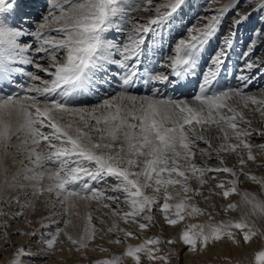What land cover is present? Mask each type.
Masks as SVG:
<instances>
[{
  "label": "snow or ice",
  "instance_id": "1",
  "mask_svg": "<svg viewBox=\"0 0 264 264\" xmlns=\"http://www.w3.org/2000/svg\"><path fill=\"white\" fill-rule=\"evenodd\" d=\"M25 4L26 0H0V260L12 249L6 264L45 262L57 250L61 234L73 246L69 252L86 256L97 235L91 213L79 237L65 231L70 221L44 223L46 216L40 222L44 231L32 228L29 212H38L35 201L45 194L46 203L55 198L65 211L76 200L110 202L103 207L117 219L107 229V234H116L109 243L126 247L93 264H170L175 253L162 254L160 245L174 244L176 238L165 241L156 235L136 244L128 242L140 240L141 232L156 225L153 208L170 226L185 222L179 241L191 254L224 240L237 247L257 237L264 241V230L252 219L264 218V199L240 188L243 177L264 189V174L246 171L249 162L264 167V143H253L264 138V127H253L245 114V110L259 114L264 122V89L246 91L255 79L252 70L259 67L251 54L264 35L261 30L255 31L242 54L247 59L236 68L239 83L230 87L224 81L236 32L229 31L205 59L221 17L212 16L173 38L174 22L186 0H45L46 14L35 22L29 13L22 14ZM257 10L264 12V0ZM137 12L155 15L140 23L132 18ZM238 15L234 27L250 13ZM150 84L193 91L177 97L164 96L156 87L150 95L130 91ZM98 86L106 87L105 94L98 103L88 104L86 98L97 93ZM14 116L19 120L15 127ZM65 116L72 119L64 122ZM212 129L217 135L207 136ZM14 137H23L15 147L27 154L31 167L9 178L4 158L14 147ZM213 139L221 141L218 146L213 147ZM200 142L206 147H199ZM230 155L237 159L231 167L225 161ZM198 156L204 158L200 163ZM213 158L215 167L208 164ZM108 178L116 181L110 189L114 195L92 186ZM210 181L216 182L205 195ZM234 194L240 195V202H229L222 211L243 206L239 219L214 222L213 213L195 202L198 196L210 201L212 196L228 200ZM13 206H18L13 213L5 210ZM199 216L207 220H186ZM17 220H23V226L9 232V221ZM121 221L138 231L120 227ZM13 235L34 237L35 250L32 244H16ZM250 264H264V247L253 253Z\"/></svg>",
  "mask_w": 264,
  "mask_h": 264
},
{
  "label": "rangeland",
  "instance_id": "2",
  "mask_svg": "<svg viewBox=\"0 0 264 264\" xmlns=\"http://www.w3.org/2000/svg\"><path fill=\"white\" fill-rule=\"evenodd\" d=\"M155 1H156V3H161V0H153V2H155ZM210 1L211 0H197V1L196 0H186V7H184L180 11V14L176 18V20L174 22V25H173V31L175 32L176 29H178L177 32L179 34H177V32H175V33L173 32L172 33V37H178L179 35H181L182 32H183L182 33V35H183L186 32L187 28L192 26V25L200 24L199 26H202L204 23H207V20H205L204 17L203 18L200 17L202 15L200 13H202L201 12L202 8L207 6ZM197 3L199 5H201L199 10H197V8L194 7V5H197ZM241 3H243V0H241L238 4H237V2H236V4H233V8H228V9L224 10L223 12H220L219 16L221 17V19H220L219 31H218L216 37L214 38V40L210 42V44L212 46L208 47V54H207V52H205V55H204L205 59H207L208 57L213 55L215 50L219 46H221L223 37L229 31H233L234 30L236 32V36H237V37L235 36V40L236 41L234 43L233 49L230 51L229 62L226 65L229 73H228L226 81H224L226 86H230V87H235L234 84L237 83V80L235 79V75L238 74V73H236L235 72L236 70H234V69L237 68L238 66L242 65L245 62V59H247L246 57H242V54L247 50V46L250 43V41L252 40L251 38H253V36H254L253 34L259 28H260L259 30L263 31V27L262 28L261 27L257 28L258 24L255 23V22L254 23L250 22L249 19H247L248 21L246 20L247 22L244 21L243 23H241L238 27H234L233 26V21L236 20V19H239L238 13H240V12H238L237 9H239V6H240ZM194 9L196 10V13H195ZM24 11H26V10H23V13H25ZM192 11H194V12H192ZM205 12H206V10H204V13ZM139 13H141V14H139ZM31 14H33V13H31ZM45 14H46V10H45ZM191 14L193 16L195 14V16H194L195 19H192ZM206 14H208V13H206ZM206 14H204V15H206ZM210 14L213 15L214 12H212ZM258 14L262 15L263 12L258 11ZM154 15H155V13H153V12H137V13H132V18L134 20L139 21L140 23H143L145 20H147L148 18H150V17H152ZM141 16H143L144 19H140L139 17H141ZM237 16H238V18H236ZM32 18H33V15H32ZM32 21H33V19H32ZM198 21H200L201 23L198 22ZM248 22H250V24ZM175 27H176V29H174ZM53 34H55V32H53ZM108 38L111 39L112 38V34H110ZM259 40H260V42H259ZM168 42L170 43L171 40L169 39ZM257 42H259V44H257ZM257 42H256L257 45L255 47V51H253V53L251 55V58L258 63L259 67L252 70V75L255 76V78L257 77V79L256 80L254 79L252 84L249 85V87H248L249 90H246V91H249V92H251V91L252 92L253 91L254 92H258L259 89H264V47H263L264 45H263L262 36L257 40ZM235 46H236V48H235ZM214 47H215V49H214ZM237 58H239V59L237 60ZM240 59H241V61H240ZM233 61H234L235 64L233 63ZM235 65H236V67H235ZM232 73H233V75H232ZM44 78L47 79L48 77L46 76ZM140 95H149V92H146V93H143V94H140ZM188 96H190V95H188ZM245 114H246V116H248L249 119H251L253 121V124H252L253 127H255V128L264 127V122L261 121V119L259 117V114L251 113V112H248L247 110H245ZM67 117L68 116L64 117V119L65 118L67 119ZM93 134H95V133H93ZM206 135L207 136H211V137H215L217 135V132H216L215 129H212L210 132L206 133ZM13 141H15V142H12L13 145H15V144L19 145L20 144L18 138L14 137ZM220 142H221L220 140L213 139L212 140L213 147L218 146V144ZM233 142H235V141H233ZM253 143H255V144L264 143V138L257 137L256 139L253 140ZM199 145L200 146L202 145L203 148L206 147V145L203 142L200 143ZM15 146L11 147L10 149H8V155L4 158V164L8 168L9 178H11L12 176L17 175V174H22V172H23L22 166L25 165V159H21L18 162L17 165L15 164V163H17L16 159L19 160V158L22 156L20 152H15L16 149H17ZM203 159H204L203 157H199L198 156L197 157V162L200 163ZM259 159H260V157L258 156V161H259ZM225 161H226L227 165L230 166V167L237 163V159H236V157L234 155L226 156L225 157ZM208 164H209V166L215 167V166H217V161L215 160V158H213L212 160L208 161ZM249 170L251 172L255 173L256 175L264 174V167H258L257 164H254L252 162H249L248 168L246 169V171H249ZM221 178H224V177L222 176ZM241 179H242V183L240 184V188L241 189L250 191L252 193H255L258 196H260V198L264 199V189H262L259 185L255 184V183H253L251 181L245 180L243 177ZM21 182L25 183V184L30 183L28 181H21ZM215 182L216 181H210L208 185H205V187H204L205 195H208L207 189L209 187H214ZM115 183H116L115 179L108 178L106 183H104V182H100L98 184L94 183L92 186L96 187V188L104 189L107 192L108 195H114V193H112L110 189H111V186L115 185ZM193 186L194 187L196 186L195 183H193ZM26 190L29 191V197L28 198L31 199L32 197H31V194H30V190H28V189H26ZM44 198L46 200L45 199L43 200L42 196L40 197L39 200H36L37 203L36 202L35 203H36L38 212L36 214H34V215L30 213L32 215V218L31 217L29 218V219H31L33 221L32 228L38 229L40 231H44V230L40 229V227L37 228L38 225L36 226L35 222L37 223L38 221H41L40 220L41 217H44V216L50 218L49 219L50 222H48V223H51V220H53L52 219L53 216H51V215L49 216V212H48V209H51L52 207H50V208L47 207V204H45V203H46V201L48 199L46 197H44ZM21 199L23 200L24 197H21ZM240 200H241L240 195L234 194L228 200L223 199L221 196H212L210 201H205L203 199V197H199L198 196V197H196V201L195 202L198 204L199 207L205 208V209H207V211L213 213L214 222H218L220 220H225V219H228V218L239 219L240 216L242 215L243 211L245 210L243 208V206L241 207V209H238L237 211L228 212V213H224L222 211V206L226 205L229 202H237V203H239ZM88 202H90V204H94L95 207H97V205H100V204H101L100 207H103V203H110V202H107V201H104V202H100L99 201V204H98V201H95V200H88ZM40 205H41V207H40ZM211 205H215V207L213 208V207H211ZM116 206H117L116 204H112L113 208H115ZM17 207L18 206H13L11 208L5 207V210L8 211L11 214V213H13L16 210ZM119 207L124 208L125 210H127L126 206L123 205V204L119 205ZM103 208H107V207H103ZM55 210L56 209H53L54 212H56ZM105 212H100L101 215H99V216L97 215V218L95 217V214L92 215V218H93L92 222L94 223V225L96 226V229H97L96 239L92 242L91 247L88 249L89 251L86 252L87 256L80 257L81 259L79 260V262L75 261V262H78V263H75V264H90L89 263L90 261H91V264H92L93 260L95 261L97 259L107 258V257L112 256L113 254H120L124 250V248H122V247L119 248L118 247L119 244L115 245L114 243H109V241H108L109 239H110V241L116 239V234H112V235L107 234L106 226L110 222L113 223V221L116 220L117 218L108 215V214L112 215L111 209L107 208ZM152 214L156 218V225L151 227L150 229H147V230H144L143 232H141L140 233V236H141L140 240L130 238L129 240L132 242V244H136V243L142 242L143 239H148V238H151L152 236H156V235L160 236L163 240L166 241L168 239H172L171 236L173 237L176 234V230H179V229L182 230L183 227H184L185 222H181L180 224L175 225V226L168 225L165 222V220L163 219L161 213L155 208H153ZM69 216H70V213L68 214V216L65 215L66 218L63 217L62 219L60 218V219H58V220L56 219V220L62 222L64 219H69ZM4 219H8V217H4ZM252 219L255 220L256 225H257L258 228H260L261 230H264V218L252 217ZM186 220H187L188 223H203V222H205L207 220V217L206 216H199V217H194V218H191V219H187L186 218ZM9 222L11 224V227H10L11 229L15 227L14 231L11 230L10 228L8 229V231L11 232V233H15L16 229L17 228H21L23 226V224H24L23 220H17L14 223L12 221H9ZM100 222H103L102 227L100 225ZM119 224H120V227L128 228V229H130L132 231H138V229L134 225H126L122 221L119 222ZM60 226L64 227V224L61 223ZM52 230L53 229H51V228L48 229V231H52ZM65 231L69 232L74 237H79V236H77V231L72 227L71 224L67 225V227L65 228ZM118 234L123 236V233H118ZM13 241L16 244H20V245L32 244L34 246L32 251H34L35 250V246H37V242H36L34 237L13 235ZM97 245H100V246L108 249V251H106V252L99 251V249L96 247ZM40 246L42 247V245H40ZM56 247H57V250L54 251V253L51 256V258L47 259L45 262L36 261L35 264H53L55 262V260H57V261L61 260V261L64 262V260L67 258V256H64V255L62 256L63 252L66 253L68 251V249L73 247V246L70 244V242L67 241L66 237L63 234H61ZM261 247H264V241H262L259 237H257L252 243L247 244V245H242L240 247H237V246L233 245L231 243V241L224 240V241L219 242V243H217V244H215L213 246H210L204 252H198V253L192 254V255H195V256L198 257L197 264H229V260L231 261V264H236L237 261H240L241 264H250V261L252 259L253 253L258 251ZM60 248H63L64 251H59L58 249H60ZM160 248L162 249V254L168 252L169 250L173 251L175 253V255L171 259H175L176 258L177 251H178V243L177 242L174 243V244H171L170 246L168 244H166V243H162L160 245ZM117 249H120V250H117ZM0 251H3V250L0 249ZM13 251L14 250L9 249L7 251V253L4 255L3 259L0 260V264H6L7 260L12 256ZM186 251H187V248L184 245L183 252H186ZM57 252H61V255H60V253H57ZM100 252H101V254H100ZM94 253H96V254L94 255ZM73 254H78V253H75L74 251L73 252H69L68 256L71 257V255H73ZM57 255H59V256H57ZM78 255L80 256V254H78ZM91 256H93V257L91 258ZM96 256H98V258H96ZM226 258H228V259H226ZM88 259H91V260H88ZM25 264H30V262L25 261ZM71 264H73V263H71ZM126 264H130V261H126ZM146 264H149V262H146ZM170 264H172L171 261H170ZM177 264H183V259L180 260V257H179V262Z\"/></svg>",
  "mask_w": 264,
  "mask_h": 264
},
{
  "label": "bare ground",
  "instance_id": "3",
  "mask_svg": "<svg viewBox=\"0 0 264 264\" xmlns=\"http://www.w3.org/2000/svg\"><path fill=\"white\" fill-rule=\"evenodd\" d=\"M43 1V0H42ZM197 1V0H196ZM241 0H211L209 3H208V5L207 6H205L204 8H202V13H200V14H202L200 17H204L205 18V20H209L212 16H219V14H220V12H221V10H226V9H228V8H233V4H236V2H237V4L240 2ZM259 2H260V0H243V3H241L240 4V6H239V9H237L238 10V12H240L239 14L240 15H243V14H248V13H250V15H249V17H248V19L250 20V22H255V23H257L258 24V27L257 28H259V27H263V31L261 30V32L262 33H264V22H262V20H261V17H264V12H263V14L262 15H259L258 14V10H257V5L259 4ZM154 3H156V1L154 2ZM201 3V2H200ZM41 4H42V2H41V0H34L33 1V3H32V5H30V6H26L27 8L26 9H24V8H22V13H23V10H26V11H24L25 13L27 12V13H30L31 14V12L33 13V14H35V13H40V11H41ZM194 7L195 8H197V10H199L200 9V7H201V5H199L198 3H197V5H194ZM236 7V6H235ZM204 10H206V12L204 13ZM187 11V10H186ZM190 11V10H189ZM194 11H195V13H196V10L194 9ZM194 11H192V12H194ZM212 12H214V14L213 15H211L210 13H212ZM206 13H208V14H206ZM32 14V15H33ZM41 14H44V12H41ZM139 14H141V13H139ZM204 14H206V15H204ZM138 16V15H137ZM194 16H195V14H194ZM192 14H191V17H192V19H195V17H194ZM189 17V16H188ZM32 18V17H31ZM140 19H144V17L143 16H141V17H139ZM190 18V17H189ZM236 18H238V16L236 17ZM147 19V18H146ZM181 19V18H180ZM188 19V18H187ZM191 19V18H190ZM201 20V19H200ZM248 21V20H247ZM246 21V22H247ZM185 22V21H184ZM198 22H200V21H198ZM250 22H248L249 24H250ZM180 23V22H179ZM182 23V22H181ZM196 23V22H195ZM201 23V22H200ZM203 23V22H202ZM177 24V23H176ZM183 24V23H182ZM197 24V23H196ZM205 24V23H204ZM248 24V25H249ZM199 25L200 24H197L196 26H198L199 27ZM248 27V26H247ZM223 28V27H222ZM174 29H176V27L174 28ZM183 29V28H182ZM260 29V28H259ZM177 30L178 29H176V31L175 32H177ZM221 30V29H220ZM224 30V29H223ZM248 30V29H247ZM174 32V31H173ZM172 32V33H173ZM174 32V33H175ZM183 33V32H182ZM182 33H181V35H182ZM177 34H179L178 32H177ZM241 35V34H240ZM254 35V34H253ZM178 36V35H177ZM180 36V35H179ZM237 37V36H236ZM123 38V37H122ZM174 38V37H173ZM262 38H263V45H264V35H262ZM252 39V38H251ZM214 40V39H213ZM212 40V41H213ZM236 41V40H235ZM215 42V41H214ZM213 42V43H214ZM259 42H260V40H259ZM259 42H257V44H259ZM238 44V43H237ZM256 44V45H257ZM262 45V44H261ZM212 45L211 44H209L208 46H207V48H206V50H205V52H207V54H208V47H211ZM214 46V45H213ZM234 47V46H233ZM264 47V46H263ZM235 48H236V46H235ZM214 49H215V47H214ZM255 51V50H254ZM205 52H204V55H205ZM235 52V51H234ZM253 53V52H252ZM252 55V54H251ZM210 56V55H209ZM237 56V55H236ZM206 57V56H205ZM239 57V56H238ZM240 58V57H239ZM239 58H237V60L239 59ZM240 61H241V59H240ZM239 61V62H240ZM233 63H234V61H233ZM235 64V63H234ZM235 67H236V65H235ZM230 68V67H229ZM234 70H236V68L234 69ZM232 71V70H231ZM262 71V70H261ZM236 72V71H235ZM229 73V72H228ZM232 75H233V73H232ZM229 78V77H228ZM257 79V77L255 78V80ZM236 81V80H235ZM239 82L237 81V83H235L234 85L235 86H237V84H238ZM153 87H156V88H160L161 90H162V88H164V87H161L159 84H152V88ZM254 88V87H253ZM164 89H167V91L169 92V94L168 95H173V96H175V97H177V96H187L188 95V90H186V88H176V91L175 92H170V91H172L173 90V88L172 87H167V88H164ZM189 89H191V88H189ZM246 90H249V89H246ZM252 92V91H251ZM252 93H256V92H252ZM66 117V116H65ZM70 119H72V117H67V119L65 118L64 119V122H68ZM18 120V118L17 117H13V126L15 127L17 124H18V122H19V120ZM93 135H95V134H93ZM23 137H21L20 139H22ZM20 139H19V142H20ZM12 142H15V141H13L12 140ZM11 142V143H12ZM18 142V141H17ZM200 143H202V142H200ZM199 143V144H200ZM13 145V144H12ZM16 145V144H15ZM14 145V146H15ZM199 147H201V148H203L202 147V145L200 146L199 145ZM10 149V148H9ZM15 151V150H14ZM15 152H19L17 149H16V151ZM22 156L19 158V160L18 159H16V161H17V163H15L16 165L18 164V162L21 160V159H25V165H23L22 166V169L24 170V168L25 167H31V165L30 164H28V161H27V154H21ZM15 161V162H16ZM14 166V165H13ZM15 167V166H14ZM45 183H47V181H45ZM29 190V189H28ZM43 197V200L45 199L44 197H46L47 199H48V194H45L44 196H42ZM42 199V198H41ZM42 200V201H43ZM46 200V199H45ZM36 202V201H35ZM40 202V201H39ZM108 202V201H107ZM37 203V202H36ZM45 204H47V207L48 208H50V207H52L51 209H48V212H49V216L51 215V216H53V218L52 219H54L55 218V220L57 219H62L63 217H65V215L66 216H68V214L70 213V216H69V219H64L65 221H70V223L69 224H71L72 225V227L77 231V236H80L82 233H83V231H84V229L88 226V220H87V216H88V214L89 213H91V215H93V214H95V217L97 218V215L99 216V215H101V213L100 212H105L106 211V209L107 208H103V207H100L101 206V204L100 205H97V207H95L94 206V204H90V202H88V200H76V201H73V202H70L69 203V205L67 206V209H66V211H65V208H63L56 200H55V198H52V200H51V203H45ZM98 204H99V201H98ZM40 207H41V205H40ZM43 208V207H42ZM101 208V209H100ZM53 209H56L55 211L56 212H54L53 211ZM110 209V208H109ZM31 212H29V218L31 217L32 218V215L30 214ZM53 213H56V215H53ZM106 213V212H105ZM111 213V212H110ZM103 214V213H102ZM108 214V213H107ZM106 215V214H105ZM109 216H112L113 217V215H110V214H108ZM107 215V216H108ZM104 217V216H103ZM66 218V217H65ZM68 218V217H67ZM50 219V218H49ZM46 220V221H44V223H48V222H50V220ZM41 220V219H40ZM63 220V221H64ZM108 220V219H107ZM106 221V220H105ZM40 222L41 221H38L37 223L35 222V224H36V226L38 225V227L37 228H39L40 227ZM104 222V221H103ZM103 222H100V225H101V227H102V225H103ZM93 223V222H92ZM112 222H110L107 226H106V228L108 229V228H110V227H112L113 226V223L111 224ZM94 224V223H93ZM105 224V223H104ZM100 228V227H99ZM98 228V229H99ZM11 229V228H10ZM14 229H15V227L14 228H12L11 230H13L14 231ZM182 230H176V234L172 237L171 236V238H176V240H177V243H178V251H177V255H176V258L175 259H171V262H172V264H177L178 262H179V257H180V260H182L183 259V264H197V261H198V257L197 256H195V255H192L191 253H189L188 251H186V252H183V249H184V244L181 242V241H179V234H180V232H181ZM172 232V231H171ZM174 234V233H173ZM109 236V235H108ZM108 241H110V239L108 240ZM128 242H130V243H132L130 240L128 241ZM167 244V243H166ZM116 245V244H115ZM169 246L171 245V244H168ZM111 247V246H110ZM118 247L119 248H125L126 247V245L125 244H123V243H121V244H119L118 245ZM114 250V249H113ZM117 250H120V249H117ZM116 250V251H117ZM89 250H86V252H88ZM95 251V250H94ZM216 251V250H215ZM115 252V251H114ZM57 253H60V255H61V252H57ZM68 251L66 252V253H64L63 252V254H62V256L64 255V256H67V258L64 260V264H71V263H73V264H75V263H78L79 262V260L81 259L80 257H82L81 255L79 256L78 254H73V255H71V257H69L68 256ZM96 253H94V255H95ZM98 254V253H97ZM100 254H101V252H100ZM99 255V254H98ZM57 256H59V255H57ZM87 256V255H86ZM100 256V255H99ZM102 256V255H101ZM93 256H91V258H92ZM62 258V257H61ZM78 258V259H77ZM96 258H98V256H96ZM60 259V258H59ZM68 259V260H67ZM87 259V258H86ZM85 260V259H84ZM88 260H91V259H88ZM61 260H55V262L53 263V264H61V262H60ZM75 261H78V262H75ZM94 261V260H93ZM93 261H92V264H93ZM90 264H91V261L89 262ZM149 264H151V262H149ZM157 264H164V262L163 261H160V262H157Z\"/></svg>",
  "mask_w": 264,
  "mask_h": 264
}]
</instances>
